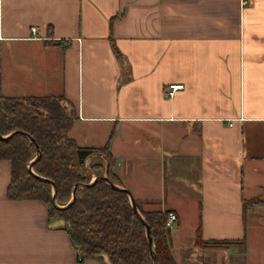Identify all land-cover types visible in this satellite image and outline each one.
<instances>
[{
	"label": "crops",
	"instance_id": "0c3cea01",
	"mask_svg": "<svg viewBox=\"0 0 264 264\" xmlns=\"http://www.w3.org/2000/svg\"><path fill=\"white\" fill-rule=\"evenodd\" d=\"M0 95L59 96L67 136L107 143L133 199L175 213L177 263L264 264V0H0ZM8 178L0 159V264H105ZM197 225L243 248H198Z\"/></svg>",
	"mask_w": 264,
	"mask_h": 264
},
{
	"label": "trees",
	"instance_id": "16d2710c",
	"mask_svg": "<svg viewBox=\"0 0 264 264\" xmlns=\"http://www.w3.org/2000/svg\"><path fill=\"white\" fill-rule=\"evenodd\" d=\"M73 118L74 113L59 96L0 95V136L6 135L0 137V159L9 165L5 197L41 200L47 217L60 221L77 261L104 257L105 264H151L140 220L125 192L109 185L121 183L112 171L107 143L99 147L76 144L67 136ZM36 149L38 155L28 170L26 164ZM74 184L77 186L72 190ZM52 193L60 207L50 201ZM251 202L264 204V200ZM134 204L148 226L156 264H179L167 243L169 228L164 221L168 210L143 209L135 200ZM193 238V244L201 249L230 245L241 249L244 245L242 238L202 239L199 225Z\"/></svg>",
	"mask_w": 264,
	"mask_h": 264
},
{
	"label": "water",
	"instance_id": "95a60500",
	"mask_svg": "<svg viewBox=\"0 0 264 264\" xmlns=\"http://www.w3.org/2000/svg\"><path fill=\"white\" fill-rule=\"evenodd\" d=\"M12 132H19V133H21V134H24L23 132H20V131H12ZM12 132H11V133H12ZM11 133H9V134H11ZM9 134H8V135H9ZM5 136H6V135H4V136H0V137L3 138V137H5ZM26 137H27V136H26ZM27 138H28L31 142H33V140H32L30 137H27ZM37 155H38V150L36 149L35 156H34L32 159H30V160L27 162V164H26V167H27L28 170H30L29 167H30V163H31V161H32L34 158H36ZM36 177H37V178H40V177L37 176V175H36ZM102 178L105 179V176L103 175ZM91 181H92V179L90 180V182H91ZM88 184H89V183H88ZM109 185H110L112 188L122 189V190L125 192V194H126V196H127V198H128L129 205H130L132 211L135 213V215H136L137 218L140 220V222H141V224H142V226H143V229H144V236H145L146 243H147V246H148L149 259H150V261H151V264H156V262H155V258H154V252H153V244H152L151 238H150L149 233H148V226H147L146 222L144 221V219H143V218L141 217V215L139 214V212L137 211V209H136V207H135V204H134V199H133V197L131 196V194L129 193V191H128L125 187H123L122 185H115V184H112V183H110ZM51 186H52V189H53V184H52V183H51ZM76 186H77V185L74 184V185L72 186V190H74V188H76ZM52 191H53V190H52ZM72 198H73V196L71 195V196H70V199H69L68 202H70ZM50 201L52 202V204H53L54 206H56V207H60V206H57L56 203L54 202L53 193H52L51 196H50Z\"/></svg>",
	"mask_w": 264,
	"mask_h": 264
},
{
	"label": "built area",
	"instance_id": "2783aa9c",
	"mask_svg": "<svg viewBox=\"0 0 264 264\" xmlns=\"http://www.w3.org/2000/svg\"><path fill=\"white\" fill-rule=\"evenodd\" d=\"M29 32L31 35H34L36 33V29L34 26L29 27ZM181 83H168L165 87L164 94L169 97L171 96L176 89L181 88ZM176 220V215L173 211L168 210L166 211V217L164 221V226L167 228H170Z\"/></svg>",
	"mask_w": 264,
	"mask_h": 264
},
{
	"label": "rangeland",
	"instance_id": "374dc122",
	"mask_svg": "<svg viewBox=\"0 0 264 264\" xmlns=\"http://www.w3.org/2000/svg\"><path fill=\"white\" fill-rule=\"evenodd\" d=\"M91 178H92V177H91ZM91 178H90V179H91ZM214 249H216V248H214ZM198 251H199V250H198ZM207 254H208V253H207ZM215 256H216V255H214V258H215ZM194 257L197 258V259H200V260H201L202 257H208V255H205L204 253L202 254V252L199 251V252H197V254H195ZM211 257H212V256H210V258H211ZM202 260H203V259H202ZM196 261H197V260H196Z\"/></svg>",
	"mask_w": 264,
	"mask_h": 264
}]
</instances>
